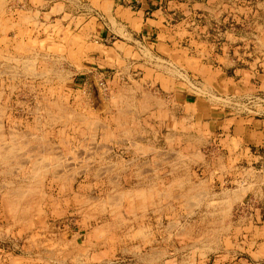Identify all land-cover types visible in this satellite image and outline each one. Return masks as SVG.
<instances>
[{"label":"rangeland","instance_id":"374dc122","mask_svg":"<svg viewBox=\"0 0 264 264\" xmlns=\"http://www.w3.org/2000/svg\"><path fill=\"white\" fill-rule=\"evenodd\" d=\"M168 1L162 50L93 37L127 0H0V264H264V147L187 105L264 117V0Z\"/></svg>","mask_w":264,"mask_h":264},{"label":"crops","instance_id":"0c3cea01","mask_svg":"<svg viewBox=\"0 0 264 264\" xmlns=\"http://www.w3.org/2000/svg\"><path fill=\"white\" fill-rule=\"evenodd\" d=\"M163 0H127L128 3L136 4L135 8L136 10H133L131 12H135V14L131 17L132 25H135L134 29L130 27L128 24H107L106 27H100L98 26L95 30L96 34L93 35V37L99 38L100 40H108L111 38H115L118 35L122 37V39H116L112 41V44L116 42H122L125 43L127 46L131 45L130 43L135 41V36L139 35V31L141 32V37L143 39L139 38L138 41L144 42L147 44L149 40L147 37L150 34H154V31L157 35L160 33L165 34L166 37L164 40H161L160 38H156L155 41H152L151 44H154L155 46H159L162 50H167V46L170 45L173 41L169 40V36H172V33H168L167 29L170 25H167V22L165 24V19L167 17V14H165L164 11H162V7L159 5ZM185 2H180L177 0H169L168 6L176 5L177 9L174 10L175 13L178 14H187V11L185 10L184 6ZM124 9V7H122ZM172 9V8H171ZM120 12L123 13V15L129 14L127 11L120 10ZM145 14H148V16H144ZM142 20V21H141ZM184 20V19H181ZM181 23V21H180ZM179 24V23H178ZM123 25V26H122ZM129 26V27H128ZM162 26L164 28H162ZM173 27L172 29H174ZM174 32V31H173ZM98 44H100L98 49L97 58L98 60H105L111 53V49H114V46H108L104 42H99L95 40ZM150 45V44H149ZM117 53V52H116ZM95 55V56H96ZM223 80V79H221ZM223 84L227 81L223 80ZM225 84V85H226ZM177 90L178 92L174 93L175 99L178 96V99L185 102L186 95L184 91ZM176 99V100H178ZM194 105V110L190 108V116L189 118H192L191 123H196V125L200 126L204 131H208L213 135L211 138L217 139L218 144L221 143V141L228 145H232L235 141L239 142L242 149L245 151L247 147H245L247 144L250 145H260L261 147H264V117L260 118H254L252 117V120L250 119L249 122H239V116H235L234 114L230 116H226L224 109L220 108L216 105L211 104L210 102H200V101H192L187 102V105ZM245 117V116H244ZM246 120V119H245ZM200 128V129H201ZM246 141V143H245ZM249 147V146H248ZM261 153H264V149H261ZM260 153V154H261ZM168 154V152H164V155ZM238 197H241L239 194ZM236 196V199L238 198ZM230 200V198L227 199V201ZM229 206L231 207V200L228 202Z\"/></svg>","mask_w":264,"mask_h":264},{"label":"bare ground","instance_id":"6f19581e","mask_svg":"<svg viewBox=\"0 0 264 264\" xmlns=\"http://www.w3.org/2000/svg\"><path fill=\"white\" fill-rule=\"evenodd\" d=\"M25 63V62H24ZM25 66V65H24ZM27 67H28V65H27ZM29 67H31V68H33L32 67V65L31 66H29ZM30 69V68H29ZM33 71V70H32ZM116 103V102H115ZM66 114V113H65ZM1 118V117H0ZM1 124V123H0ZM174 124V123H173ZM3 129V128H2ZM17 131V130H16ZM3 132V131H2ZM13 133H14V131H13ZM15 135V134H14ZM18 135H19V132H18ZM15 137H16V135H15ZM22 137V136H21ZM25 137V136H24ZM17 139L19 138V137H16ZM19 139H21V138H19ZM13 140V139H12ZM16 142V141H15ZM18 142V141H17ZM137 145V144H136ZM135 145V146H136ZM13 147V146H12ZM10 148V147H9ZM1 151V150H0ZM10 152V151H9ZM1 153H3V152H1ZM11 153V152H10ZM10 153H8V154H10ZM14 153V152H13ZM4 154H6L7 155V153L5 152ZM3 154V155H4ZM6 155H4V157L6 156ZM11 155V154H10ZM13 155V154H12ZM0 156H1V154H0ZM4 157H2V158H4ZM9 157V156H8ZM8 157H5V158H8ZM202 189V188H201ZM234 192V191H233ZM238 192V191H237ZM198 193V192H197ZM203 193V192H202ZM235 197V196H234ZM237 197H238V195H237ZM239 198V197H238ZM235 199V198H234ZM230 200H231V198H230ZM230 200H228V202L230 201Z\"/></svg>","mask_w":264,"mask_h":264}]
</instances>
